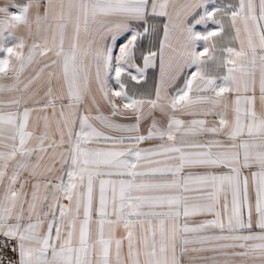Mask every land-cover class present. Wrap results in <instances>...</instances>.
Returning a JSON list of instances; mask_svg holds the SVG:
<instances>
[{"label": "snow or ice", "instance_id": "6c2138e0", "mask_svg": "<svg viewBox=\"0 0 264 264\" xmlns=\"http://www.w3.org/2000/svg\"><path fill=\"white\" fill-rule=\"evenodd\" d=\"M0 264H264V0H0Z\"/></svg>", "mask_w": 264, "mask_h": 264}, {"label": "built area", "instance_id": "2783aa9c", "mask_svg": "<svg viewBox=\"0 0 264 264\" xmlns=\"http://www.w3.org/2000/svg\"><path fill=\"white\" fill-rule=\"evenodd\" d=\"M9 255H11V253L9 252Z\"/></svg>", "mask_w": 264, "mask_h": 264}]
</instances>
